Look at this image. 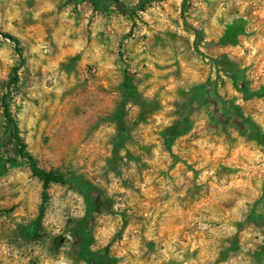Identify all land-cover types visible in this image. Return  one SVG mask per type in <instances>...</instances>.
I'll list each match as a JSON object with an SVG mask.
<instances>
[{"label": "rangeland", "instance_id": "rangeland-1", "mask_svg": "<svg viewBox=\"0 0 264 264\" xmlns=\"http://www.w3.org/2000/svg\"><path fill=\"white\" fill-rule=\"evenodd\" d=\"M118 2L0 0L20 52L0 35V264H93L82 197L31 173L4 95L37 165L95 187L89 247L113 264H264V143L228 109L264 139L241 91L264 87V0Z\"/></svg>", "mask_w": 264, "mask_h": 264}, {"label": "trees", "instance_id": "trees-1", "mask_svg": "<svg viewBox=\"0 0 264 264\" xmlns=\"http://www.w3.org/2000/svg\"><path fill=\"white\" fill-rule=\"evenodd\" d=\"M89 3H91V5H93L94 7H97V5L100 3V1L102 0H87ZM113 3H115V5L117 7H120V3L118 2V0H111ZM141 9V8H139ZM121 11H123L121 9ZM0 35H2L5 38L10 39L11 41L14 42L15 44V49L18 52L19 48H18V40L12 36L11 34H8L7 32H3L0 30ZM195 36L197 37V33L195 32ZM20 55V52H18ZM123 87H124V98L128 99L130 98L133 93H134V89L132 86V83L130 82V80L128 78L124 79L123 82ZM241 91L243 92V97L244 98H249L251 96H263L264 95V87H261L257 90L251 91L249 93H246L245 90L241 89ZM2 104H3V112H4V116L7 120V122L9 123V125L12 128V137L15 141V143L18 146V155L21 158H25L26 161L29 163L30 166V171L31 173L38 177L40 180L43 181L44 184L48 183V182H55V183H62V184H71L72 187L76 190V192L82 197L83 201H84V205H85V212L83 214V216L81 218H79V220H77V222L75 223L72 232L76 238V242L79 245V250H78V254L79 256L85 260V261H92L93 264H113V259L108 256L107 254L92 250L89 247V240H90V236L88 233V226L92 217V212L94 209V203L92 201V195L95 191V187L85 178L78 176V175H74V174H69V175H64V174H58L52 171H47L41 167H39L37 165V161L35 160V158L27 151L26 149V145L25 143L21 140L19 134H18V127L16 126V124L14 123V120L10 114L9 108H8V103L5 100V95L2 98ZM228 109L231 111H236L240 118L247 124L252 125L255 129H256V139L257 141L264 143V139L262 137V134L260 133L258 127L248 118H245L242 116V114H240L239 112V107L233 103H229L228 104ZM122 112V107L119 106L117 109V113H118V128H119V136L118 139L116 141L117 145H122L125 141L126 138V132H125V128L124 125L122 123V118L120 116ZM181 123H176L174 124L171 128L170 131L174 132V133H178L179 131H182L181 128ZM42 210H43V205L42 203L39 204V208H38V214L36 216V218L27 226H24L23 230H25L27 235H30L31 237H36V233H37V229L39 228V222H40V218H41V214H42Z\"/></svg>", "mask_w": 264, "mask_h": 264}]
</instances>
